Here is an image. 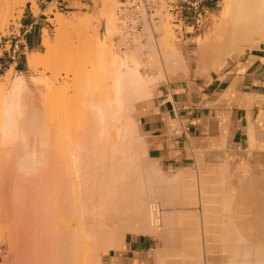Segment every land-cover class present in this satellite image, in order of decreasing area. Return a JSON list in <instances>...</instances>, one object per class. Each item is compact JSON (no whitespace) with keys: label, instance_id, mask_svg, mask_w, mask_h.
I'll use <instances>...</instances> for the list:
<instances>
[{"label":"bare ground","instance_id":"bare-ground-1","mask_svg":"<svg viewBox=\"0 0 264 264\" xmlns=\"http://www.w3.org/2000/svg\"><path fill=\"white\" fill-rule=\"evenodd\" d=\"M26 1L30 0H0V19L23 7ZM116 7V0H101L99 13L105 20L102 37L90 27L97 21L95 12L89 11L76 21H69L56 12L52 20L57 28L56 46L62 43L68 27H74L76 35L92 28L94 41L81 44L83 50L101 51L112 58L109 64L84 72L72 69L81 76L77 83L80 101L75 111L76 121L74 118L73 122H63L57 118L58 123L52 127L49 121L52 110L48 108L42 114L29 110L30 92L24 75H16L11 82L9 72L5 75L11 86L3 96L0 109V146H6L0 147V151L4 149L10 156L12 149L7 151V146L9 149V145L16 146L19 157L10 163L7 156L4 160L5 156L0 155L4 157H0L4 161L0 167L3 163L6 166L0 168V236L30 245L33 253L30 260L27 251L20 262L24 252L17 247L14 251L17 264H101L102 252L122 247L127 232L158 237L164 245L157 250L164 252L163 259L171 260L169 257L174 256L181 262L191 254V248L179 243L180 236L189 234L181 230L183 234L179 235L178 227L185 228L187 222L192 224L189 216L196 210L192 208L191 215L184 209L172 211L171 207L178 200H186L185 205L191 206L188 198L196 192L181 188V181L194 177L183 172L168 175L147 157L139 109L154 98L155 88L167 82L170 75L187 72L191 66L203 74L219 66L226 57L243 54L253 42H264V0H223L217 19L211 24L212 32L197 38L189 51L173 42L171 26L164 20L168 16L161 10L155 12L156 19L148 20L143 15L140 32L129 41V35L118 28ZM114 34L118 35L114 45L111 41L106 47L101 45L102 39L110 40ZM42 44L48 54L54 47L47 33L42 37ZM47 56L45 59L41 52H30L26 66L35 68L53 55ZM259 98L261 101L264 95ZM246 129L249 146L264 149V111ZM11 156L14 155L11 153ZM199 189V195L203 196L206 189ZM216 194L218 198L219 192ZM222 194L227 196L222 192L219 197ZM183 201L178 202L183 204ZM224 201L220 203L223 210L230 203L227 205ZM179 203L174 204L179 206ZM225 227L228 230H222L228 233V240L235 243L240 239L238 243L242 244H237L238 247L235 244L233 248L231 241V245L227 243L232 250L228 264H264L263 250ZM230 234L236 235L235 239ZM157 251L154 252L158 255ZM158 258L157 264L161 261ZM163 259L162 263L166 264ZM177 260L171 261L177 264Z\"/></svg>","mask_w":264,"mask_h":264},{"label":"crops","instance_id":"crops-1","mask_svg":"<svg viewBox=\"0 0 264 264\" xmlns=\"http://www.w3.org/2000/svg\"><path fill=\"white\" fill-rule=\"evenodd\" d=\"M57 10H61L63 15L69 13L68 17L76 16L75 12L81 11L76 0L25 2L18 32L8 36V39L19 43L18 51H9L8 39L0 38V74H4L13 64L14 67L21 65L20 57L25 51L41 52L47 20ZM92 12H97V9ZM164 20L169 21L168 17ZM190 27L182 25V37L185 36L186 42L195 37L193 31L187 30ZM185 41L175 44L189 51ZM219 66L203 74L191 66L187 72L170 75L167 82H161L155 88L154 98L139 109L138 118L146 137L147 157L168 175L183 172L194 177L181 181V188L196 192L197 198L194 196L191 197L194 200H187L192 207L185 205L186 200H178L183 201V204L173 202L175 207H171L172 211L184 209L191 213L192 208L196 210L194 215L191 213L193 217L189 216L192 224L187 222L185 228L183 225L182 228L179 226L181 229L178 227L179 232L183 230L189 234L180 237L185 238L182 240L183 246L191 248L190 251L186 249L191 254L180 259L181 262L167 254L170 259L177 260V264H228L232 251L229 245L233 242L232 239V243L228 240V233L226 235L222 230H228L225 225L241 239H248L250 244L264 251V149L249 146L246 129L247 124L255 121L260 111H264V99L260 101L259 98L264 95V42H253L243 54L236 58L228 56ZM184 128L185 134H182ZM200 187L206 189L203 196L199 195ZM221 190L227 196L222 194L220 198ZM220 199L230 201H224L227 205L229 203L228 210H223V201ZM219 224L224 225V228ZM230 230L227 232L231 233ZM180 234H183L182 231ZM224 234L227 239H224ZM0 240L5 242L2 236ZM238 241L241 243L238 239L232 247L235 244L242 245ZM163 246L156 236L127 232L123 237V246L103 251L100 263L155 264L157 258L162 257L158 258L161 264L164 252L160 251V256L157 250ZM7 247L15 259L16 248ZM8 258L9 252L0 246V264H17L16 259L13 262L8 261ZM164 259L166 264L175 262Z\"/></svg>","mask_w":264,"mask_h":264},{"label":"rangeland","instance_id":"rangeland-1","mask_svg":"<svg viewBox=\"0 0 264 264\" xmlns=\"http://www.w3.org/2000/svg\"><path fill=\"white\" fill-rule=\"evenodd\" d=\"M222 1L223 0H210L209 1L208 8H207L206 14L204 16V23L199 27L187 28L188 31H193V35L195 36L193 39H191L187 42L185 41L186 40L185 36L182 37L181 29H182L183 24L178 23L177 25H174L171 21H168L169 25L171 26L172 33H173V42L174 43H176V42L182 43L185 41L188 44L189 49L194 48V45L197 42V38L199 39L202 36L205 37L212 32V30H213L212 25H213L214 21L217 19L216 14H218L220 9H221ZM76 5L78 6V8L81 11L75 12V13H77L76 16L68 17V14H69L68 13V14H64V17L66 19H68L69 21H76L80 16H84L88 11H94L97 9V12H95L98 15L97 21H95V23H93L92 26H90V27L96 29L95 33L99 37H102L103 32L105 30V27H104L105 20L103 19V16L99 13V8L101 6V0H76ZM23 8H24V6L20 7V8H15L14 10H12V13L10 15H8L6 17H2V19H0V38H7L9 35L13 34L14 32L15 33L18 32L19 21L21 19L22 13H23ZM64 10H67V9H64ZM60 11L61 10H57L56 12H60ZM54 17H55V13H54V15H52L51 18H48L47 30L43 31V35L45 33H47V35L50 39V43L54 44V45H52V46H54L53 47L54 49L52 48V50L49 51V54H51V55L48 54V52H47L48 50H47L46 46L43 45V48L41 50V53L43 55L42 58L46 59L47 55L48 56L53 55V56L51 58L47 56L49 59H47V60L43 59V62H41L35 68H28L26 66V56L30 52L27 53V51H25V54L20 57V60L22 62L21 65L14 67V64H13L9 67L8 70H6V72L4 74H0V109L3 106L2 105V101H4L3 96L7 95L8 92L10 91V86H11L10 82L14 79V77L16 75L22 74L25 77L27 89L30 92L29 110L30 111L35 110V113L39 112V114L40 113L42 114L49 108L50 112L53 111L52 115H50L51 117H49V119L51 118L49 120L50 123L53 124V126L51 124L52 127H55L54 126L55 123H58L56 121L57 118H59L60 120H63V122H65V120L67 122H69V120H71L70 122H73V119L75 117L77 118V114L75 113V111L77 110L76 108L78 107L77 106L79 103L78 101H80V98L79 99L77 98V97H79V95H77V93H79V89L77 88V86H78L77 83H78V81H80L78 79L81 78V76H79L78 73H76V74L73 73V71L75 72L76 70H81V71L83 70V72H84L87 69H91L93 67L96 68L97 66H101V64L102 65L103 64H109V62H111V59H112L110 57L111 55L109 56L108 54H106L104 52L102 54V52L99 50H98L99 53H97V50H95L93 52L92 51L90 52L88 50L85 52V50H83L82 46L84 45V43L91 41V40L94 41V38H93L94 37V30L92 28H88V31L85 30V32L83 31L81 34L76 35L75 34L76 32H74L75 30L73 31L74 27L73 28L68 27V28H70V29L67 28V30H66V32L68 31L67 32L68 34L65 32L64 34L66 37L64 36V38L61 41L62 43L61 42H60L61 44L57 43L60 45L56 46V44L54 42V33L56 32L55 30L57 28H56V25L54 24V22L52 21ZM93 25H95V26H93ZM88 34L91 36V38L90 37L87 38L89 36ZM116 40H118V35L114 34L110 40L109 39L107 40L106 38L102 39L101 45L106 47L108 45L109 41H111L110 43L114 45V41H116ZM81 44H82V46H81ZM113 45H111V47H110L111 50H113ZM86 53H87V55H86ZM44 54H45V56H44ZM114 54H115V52H114ZM108 56H109V60H108ZM73 68H74V70L72 71ZM0 73H2V72L0 71ZM7 73L10 76V80H9L10 82H8V83L5 80V75H7ZM78 87H80V84ZM1 88H3V89H1ZM54 111L57 114L54 113ZM53 114L55 116H53ZM0 115H1V113H0ZM57 115H58V117H57ZM76 118L74 119L75 121H76ZM0 120H1V117H0ZM0 140H2L1 137H0ZM0 143H2V141H0ZM0 145H2V144H0ZM0 147L5 148L6 146L3 145V147L2 146H0ZM9 147H10V149L7 146V148H6L7 151L11 150V149L13 150V152H12V150H11V152L9 151L10 156H9V153L6 152V150L2 149V151H0V155L5 156L6 159H4V157H2V156H0V157L4 160H7V157H8L10 159V163H13L14 159L16 161L17 158L19 157V156L17 157V155H16L19 151H18V149H16L17 148L16 146L14 147V146L9 145ZM11 153L14 155L13 157L11 156ZM21 154H23V149H22ZM0 162H4V161H0ZM9 165H11V164H9ZM5 167L6 166L3 163L2 168H5ZM184 239L185 238H182L181 240L179 239V243L182 246H183L182 240H184ZM12 242L14 245L12 244ZM0 246L4 250L9 252L8 261L13 260V262H14L15 259H14L13 253L10 251L9 247H7V246H13L14 249L18 247L19 249L23 250L24 256L22 255L20 257V262H21V260L23 261L25 259V253L27 251L30 254L29 258L31 260L33 253L31 252L32 247L30 248V245L27 246V245H25V243L19 244L16 241H12V238H10V239H5L4 243L0 240ZM39 250H41V252L43 251L41 248H39ZM32 259H33V257H32ZM29 264H34V263H29Z\"/></svg>","mask_w":264,"mask_h":264},{"label":"built area","instance_id":"built-area-1","mask_svg":"<svg viewBox=\"0 0 264 264\" xmlns=\"http://www.w3.org/2000/svg\"><path fill=\"white\" fill-rule=\"evenodd\" d=\"M210 0H116V17L119 30L129 35V41L140 32L143 15L148 20L156 19L155 12L161 10L174 25L178 23L199 27L204 23V16ZM10 36V35H9ZM9 37H7L8 39ZM8 50L18 51L17 40L8 39ZM185 134V128L181 130Z\"/></svg>","mask_w":264,"mask_h":264}]
</instances>
